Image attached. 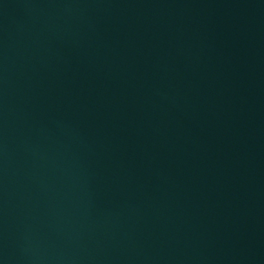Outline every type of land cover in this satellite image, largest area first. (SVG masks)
<instances>
[{
    "label": "water",
    "instance_id": "95a60500",
    "mask_svg": "<svg viewBox=\"0 0 264 264\" xmlns=\"http://www.w3.org/2000/svg\"><path fill=\"white\" fill-rule=\"evenodd\" d=\"M0 264H264V0H0Z\"/></svg>",
    "mask_w": 264,
    "mask_h": 264
}]
</instances>
